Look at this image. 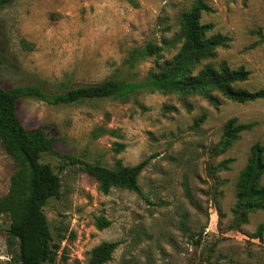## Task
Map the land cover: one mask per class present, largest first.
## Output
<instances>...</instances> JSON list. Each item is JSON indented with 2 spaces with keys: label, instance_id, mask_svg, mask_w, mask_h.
Instances as JSON below:
<instances>
[{
  "label": "rangeland",
  "instance_id": "374dc122",
  "mask_svg": "<svg viewBox=\"0 0 264 264\" xmlns=\"http://www.w3.org/2000/svg\"><path fill=\"white\" fill-rule=\"evenodd\" d=\"M199 3L211 8L201 23L230 39L205 64L244 67L251 75L237 87L264 89V0H15L0 8V85L61 91L113 75L142 80L179 52L181 16ZM148 44L163 47L161 56L128 62ZM212 96L141 93L146 110L114 99L57 106L19 99L25 127L42 128L61 154L111 169L155 156L138 179L143 195L119 187L105 194L80 168L43 157L62 179L60 199L45 206L61 245L54 264H89L105 242L119 243L105 264H264V240L256 238L264 209L246 220L234 212L252 147H264V99L238 104ZM231 119L253 128L220 154ZM14 168L0 142V200ZM102 220L110 225L100 228ZM10 226L0 215V264H13L17 252L8 243Z\"/></svg>",
  "mask_w": 264,
  "mask_h": 264
},
{
  "label": "trees",
  "instance_id": "16d2710c",
  "mask_svg": "<svg viewBox=\"0 0 264 264\" xmlns=\"http://www.w3.org/2000/svg\"><path fill=\"white\" fill-rule=\"evenodd\" d=\"M13 1L0 0V8ZM210 11L209 5L199 3L182 14L179 37L182 46L179 52L142 80L130 81L113 75L98 83L61 91H49L45 86L38 85L12 89L0 85V142L15 163L10 188L0 200V215H8L11 220L8 243L11 247H17L13 264H54L61 248L50 229L45 206L51 199H60L62 179L51 164L43 162L45 155L59 159L65 166L80 168L99 183L100 190L105 194L119 187L140 195L143 192L138 182L139 176L155 158L152 156L133 167L111 169L73 155L61 154L54 149V140L48 138L42 128L28 130L25 127L18 113L19 99L36 98L54 106L114 99L122 103L134 101L144 110L146 107L137 99L141 93L198 94L211 100L213 92H217L238 104L264 99V89L249 91L237 87L251 75L244 67L231 69L226 62H221L218 67L205 64L216 58L218 48H226L230 44L228 37L220 33L211 34L214 24L201 23L202 13ZM163 50L159 45L148 44L142 50L133 51L128 62L133 64L145 56L160 57ZM204 120L205 117L200 118V122ZM252 128L253 124L244 125L238 124L236 119L229 120L218 145V153L227 152L239 140L241 133ZM124 148V145H118V151ZM263 175L264 147L256 144L237 183L234 212L235 215L241 213L244 220L248 212L264 209V186L260 184ZM244 206L248 210L242 211ZM109 225L110 222H99L100 228ZM263 234L264 226L260 225L256 238L263 241ZM118 245L117 242L100 244L93 250L89 264L111 261Z\"/></svg>",
  "mask_w": 264,
  "mask_h": 264
}]
</instances>
